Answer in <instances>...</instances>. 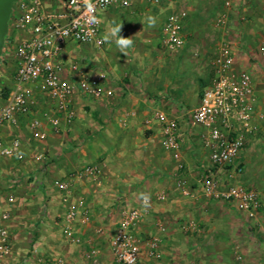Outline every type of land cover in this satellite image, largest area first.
I'll list each match as a JSON object with an SVG mask.
<instances>
[{"label": "crops", "instance_id": "crops-1", "mask_svg": "<svg viewBox=\"0 0 264 264\" xmlns=\"http://www.w3.org/2000/svg\"><path fill=\"white\" fill-rule=\"evenodd\" d=\"M22 1L18 0L13 6L3 54L0 57V79L6 85L13 83L10 68L11 60H14L13 52L22 42L32 37L29 31L18 28L16 23L17 18L23 14L20 8ZM41 3L44 12L59 13L62 10L60 0H41ZM132 7L140 10L143 5L135 1L130 8ZM248 7L250 20L240 37L242 43L251 48L246 49V53H251L255 49L260 54L259 43L253 48L246 42L264 33V16L261 11L264 8V0H251ZM117 9L122 10V8H111L101 13L100 18L103 28L107 26V30H109L108 25L117 26V28L113 27L114 31L110 29L109 33L120 37L122 30L119 27L125 22L126 15L117 13ZM152 18L149 17L150 21ZM132 40H134V49L127 53L126 63L123 59L119 67H116V64H113L115 66L113 67L112 62L108 60L110 58L113 63L118 61L120 58L118 55L126 52L122 50L124 46L121 42H112L106 46L103 54L108 61L106 65L113 74V79L109 80L105 87L112 90V95L99 100L91 99L88 102L83 99L87 96L76 95L73 100L76 113L71 125H62L60 132L54 131L46 116H57V114L53 110L47 113L41 111L44 107L37 100L35 110L21 122L19 121L17 127L5 125L2 128L3 136L11 137L18 132L23 135L27 143L24 147L25 158L20 161L22 166L19 169L11 167L3 174L13 177L28 170L37 171L43 168L41 170L45 174L44 182L49 191V199L48 206L37 210V220L30 225L29 220L33 216V210L23 207L22 199L9 192L7 200L9 201V197L12 196L11 202L15 204L11 203L6 209L0 207V227H5L10 234V249L0 259V264H116L112 254L102 248L105 245L101 242L95 241V245L100 248H95L96 254L88 258L86 252L88 249H94V246L89 245L83 252L82 249L69 244L62 229L67 225V217L73 205L85 206L90 217L87 223H82L77 216L70 224L74 233L95 224L98 226L96 230H99L101 226L107 224V220L110 222L107 225L109 227L113 224L110 215L116 207L129 198H134V206L143 210L141 231L148 233L150 237L153 235L161 237L158 256L155 258H163L164 264H189L186 259L188 254L195 249L196 251L201 249V244L204 243L211 244L219 258L214 259L215 256L194 258L196 260L194 264H209L206 259L212 261L211 264H231V255L223 253L216 247H220L223 241L236 244L241 239H245L243 225H238L236 220L240 219L241 212H247L239 209L236 203L231 206L208 207V204H202L200 201V198L204 197L201 192L199 196L197 191L196 193L188 190L185 187L186 182L180 185L184 180H178L176 176L182 173L184 168L187 167L190 171L193 166L187 133L181 138L185 131L184 127L180 128L181 163L184 168L179 169V163L162 145L161 126L151 121L156 110L153 96L160 95L162 91L154 75L156 69L153 70L154 72H149L134 63L136 59L134 55L141 52L142 44L139 42L137 45L135 38ZM233 53L235 68L249 71L252 76L257 98L256 109L264 117V62H249V57H244L242 61L238 59L236 52ZM71 58L73 53L66 49L60 60L67 66L76 62ZM67 61L70 62L67 64ZM81 69L92 75L87 68ZM68 78H71V75ZM208 79L209 77L204 75L202 80L208 81ZM169 85L167 82L165 88H170V92H175L174 94H178L182 100H186L188 95L185 94L187 93L185 90L176 91L172 84ZM4 100L0 99V106L5 102ZM191 101L197 104V98H192ZM86 104L91 106L88 113L83 111V106ZM133 111L137 113V117L132 119L127 127L123 126L121 120L125 119L128 112ZM34 118L42 120L41 130L45 133L44 139H35L31 135L28 124ZM260 125L264 133V119ZM28 143L32 144L28 145ZM262 143L264 144V138ZM45 155L51 157L49 163L43 158ZM5 159L14 163L19 162L10 158ZM88 166L96 167L100 172L97 175L85 174L84 170ZM62 182L69 183L67 190L60 186ZM176 186L178 189L175 188ZM160 196L163 198L160 199ZM26 198L27 195L23 200ZM1 200L2 195H0V204ZM77 211L79 212L78 208ZM5 215L7 218H4ZM153 216L159 218L149 223V218ZM190 217H194L196 221V231H185L183 226L186 224L183 225V222L179 226L181 220H190ZM216 218L219 220H214ZM157 222L165 226L166 231L163 234L159 233ZM32 226H36L37 235H34V238H31ZM191 244L194 247L192 245L190 248ZM146 256H148L147 250L143 246L140 264L149 263Z\"/></svg>", "mask_w": 264, "mask_h": 264}, {"label": "built area", "instance_id": "built-area-1", "mask_svg": "<svg viewBox=\"0 0 264 264\" xmlns=\"http://www.w3.org/2000/svg\"><path fill=\"white\" fill-rule=\"evenodd\" d=\"M135 1L60 0L62 10L59 13L44 12L41 0L21 2L23 14L17 18L16 23L18 28L29 31L32 37L22 42L12 54L16 66L13 83L5 102L0 106V157L19 162L25 158L24 144L20 137L13 135L6 140L2 128L5 125L17 127L20 118L29 116L37 105V94L47 95L53 103V112L57 116L46 117L56 132L62 130V125L73 123L76 113L73 100L76 95L82 94L93 99L112 95V90L105 87L109 81L106 71L90 75L81 69L78 62L66 66L60 59L72 43L102 50L106 37L102 32L101 13L111 8H129ZM147 1L158 5L164 0ZM186 17V11L182 10L168 16L163 27L164 48L177 50L185 45L182 31ZM259 53L264 58V40L260 43ZM234 59V53L229 47L220 49L214 60L215 76L212 84L203 91L198 105L184 110L183 116H187L192 125L199 128L201 143L209 151L202 195L206 199L236 203L239 209L253 215L264 209V200L260 194L241 187L222 188L217 177L225 169L237 166L243 151L261 129L260 123L264 119L256 109L257 98L251 74L244 70L238 71ZM69 75L71 78H68ZM135 117L136 112H128L125 119L121 120L122 125L127 127ZM151 121L161 126L164 149L179 163V169H183L178 118L171 117L163 110H155ZM42 125V120L38 118L29 121L28 128L33 138H45ZM84 172L97 175L100 171L88 166ZM183 184L184 181L180 182V185ZM60 186L67 190L69 183L62 182ZM9 201H13L12 196ZM77 216L82 223H87L90 218L85 206L70 207L67 225L62 229L65 239L70 243L80 241L70 225ZM143 217V210L138 207L120 210L117 226L109 242L116 264H138L143 246L149 257L158 256L159 235H153L142 243L137 236ZM156 226L160 234L166 231L161 222H157ZM183 229L196 231L197 225L188 223ZM9 241L8 230L0 227V259L9 252ZM95 254V249L86 252L88 258Z\"/></svg>", "mask_w": 264, "mask_h": 264}, {"label": "rangeland", "instance_id": "rangeland-1", "mask_svg": "<svg viewBox=\"0 0 264 264\" xmlns=\"http://www.w3.org/2000/svg\"><path fill=\"white\" fill-rule=\"evenodd\" d=\"M137 1L143 5L140 10L137 7L135 8L136 10L133 7L132 9L130 7L122 10L117 9V13L126 15L125 22L121 23L119 27L122 30L120 37L109 33L110 29L114 31L115 29L113 27L117 28V26L110 27L108 25L109 30H107V26L105 28L102 26L106 37V44L102 50H96L94 47L78 45L76 43L69 44L67 49L73 53V58L71 59L78 62L81 68H87L92 75L102 70L106 71L109 80H111L113 79V74L108 70L106 62H112V65L116 64V67H119L118 65L123 62V59L124 61L128 59L127 53L134 49V40L132 39L135 38L137 45L141 42V52L134 55L136 56L134 63L138 67H144L149 72H154L153 70L156 69V73L153 74L157 77V84L162 87L161 94H154L153 96L155 109L163 110L171 117L178 118L180 128L184 127L185 131L181 138L183 136L185 137L187 133L188 144L191 146L190 156L193 159V166L190 171L189 169L187 170V167L184 168L182 173L176 177H178V180L182 179L186 182L185 187L188 190L197 191L200 196L202 193L203 179L207 175L209 151L201 143L199 128L192 125L187 116H183V112L184 110L195 108L199 103L203 91L212 84L215 76L214 60L222 47H229L232 52H236V56L242 61L244 57H249V62H264V58L255 49L251 53H246V49L249 48L246 44L242 43L243 40L240 37L245 25L250 20L248 6L251 0H164L158 5L147 0ZM180 10L186 11L187 13L182 31L185 38V45L177 50H169L162 46L163 27L168 16ZM261 11L264 16V8ZM150 16L153 17L152 21L149 19ZM262 40H264V33L259 34L255 38H251L246 43L255 48ZM121 41H130L128 44H122L124 46L122 50L126 52L118 55L120 58L115 63L110 58L107 61L103 54L106 46L109 43ZM149 48L151 49L149 50ZM130 59L132 60V58ZM69 62L67 61V64ZM88 62L90 64H87ZM114 65L113 67H115ZM10 68L11 76L13 77L16 69L14 60H11ZM243 69L246 70V68ZM238 71H242V69ZM204 75L209 77L208 81L202 80ZM167 82H169V86L172 84L176 91L178 89L180 91L185 90L187 92L185 94L188 95L186 100H182L178 94H174L175 92H170V88L166 89L165 85ZM11 87L12 85L9 83L6 85L0 79V99L6 100ZM48 98L45 94H37L38 102L44 107L41 111H46V113L49 110H53V103ZM192 98H197V104L191 101ZM83 99L88 102L93 98L83 97ZM90 108L91 106L86 104L83 106V111L88 113ZM23 118H20L19 121L21 122ZM14 134L20 137L25 147L27 143L23 139V135L18 132ZM4 138L7 140L10 137L4 136ZM262 138H264V133L260 129L243 151L237 166L229 167L217 175L222 188L241 187L255 190L264 200V144L262 143ZM31 144L28 143V145ZM43 158L48 163L50 162L51 157L49 155H45ZM21 166L22 163L20 162L14 163L7 161L5 158H0V195H2L0 207L1 209H6L11 203L15 204V202H9L7 200V196L11 191L15 197L22 199L23 207H26L28 210H33V216L29 220V224L32 225L31 223L37 220V210L48 206L49 191L44 182L45 174L41 170L43 168L37 171L28 170V172L17 174V176L13 177L12 175L3 174L5 170L11 167L13 169H19ZM15 179H17L16 182ZM175 188L178 189L177 186ZM26 195L27 198L23 200ZM134 201V198H129L126 202L120 204L119 207H116L113 214L110 215V218L112 216L113 222L109 226L110 228L107 226L110 223L108 220L107 224H102L103 226L101 227L99 226L101 228L99 230H96V227H98L96 226L97 224L88 226L87 229H81L78 233H74L80 240L78 243L69 242V244H73L84 252L89 245H93L94 249L100 248V246L95 245V241H99L102 245H105L102 248L107 249L109 251L108 253H111L108 245L114 229L117 226L119 212L123 208L136 207L134 206ZM200 201L202 204H208V207L235 205V203H227L217 199H206L204 197H201ZM241 213L239 214L240 219L236 221L238 225H243L242 230H244L245 239H241L236 244H229L227 241H223L220 247H216V249L219 248L223 253L230 254L232 257L231 264H262L264 261V209L258 210L253 215L244 212ZM194 217H190V220H181L179 226L193 220L196 224ZM157 218L159 217H150L149 223L155 222ZM214 220L219 219L216 218ZM141 224L139 225L138 238L142 243L150 238V236L148 233L145 234L141 231ZM32 227L31 238H34V235H37V232H35L36 226ZM192 245H190V248ZM212 247L209 243L201 244V249L197 251L195 249L188 254V258H186L188 263L194 264L196 262L194 258H212L215 256L214 259H218L219 255L216 256V252ZM162 259L146 256V260L152 264H164L165 261ZM206 262L209 264L212 263V261L209 262L207 259ZM149 263L146 262V264ZM138 264H140V261Z\"/></svg>", "mask_w": 264, "mask_h": 264}, {"label": "water", "instance_id": "water-1", "mask_svg": "<svg viewBox=\"0 0 264 264\" xmlns=\"http://www.w3.org/2000/svg\"><path fill=\"white\" fill-rule=\"evenodd\" d=\"M18 0H0V57L3 54L6 35L8 33V23L14 4Z\"/></svg>", "mask_w": 264, "mask_h": 264}, {"label": "clouds", "instance_id": "clouds-1", "mask_svg": "<svg viewBox=\"0 0 264 264\" xmlns=\"http://www.w3.org/2000/svg\"><path fill=\"white\" fill-rule=\"evenodd\" d=\"M122 44H128L130 41H121Z\"/></svg>", "mask_w": 264, "mask_h": 264}]
</instances>
